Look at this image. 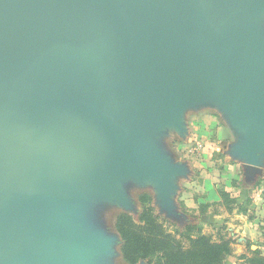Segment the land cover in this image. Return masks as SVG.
<instances>
[{"label":"water","instance_id":"water-1","mask_svg":"<svg viewBox=\"0 0 264 264\" xmlns=\"http://www.w3.org/2000/svg\"><path fill=\"white\" fill-rule=\"evenodd\" d=\"M254 34L228 35L207 12L192 18L189 0H0V264H79L106 251L98 235L77 233L71 211L84 192L121 196L125 168L174 202L186 166L92 115L87 94L102 83L153 131L183 140L184 110L219 103L248 132L244 176L254 181L264 150V45Z\"/></svg>","mask_w":264,"mask_h":264},{"label":"rangeland","instance_id":"rangeland-1","mask_svg":"<svg viewBox=\"0 0 264 264\" xmlns=\"http://www.w3.org/2000/svg\"><path fill=\"white\" fill-rule=\"evenodd\" d=\"M218 2H222V0H189V14L192 18H197L207 12L212 26L218 25L228 35L232 36H239L245 32L255 33L256 40L264 45V8L253 12H232L234 10L224 8L217 4ZM101 80L102 82L108 81L105 77H102ZM109 90L113 93L112 90L114 89L109 88ZM110 92L104 83L89 89L87 96L89 95L90 98L86 107L93 113L92 115L106 114L113 117L114 120L118 121L122 130L127 133H134L142 143L153 148L161 157L170 156L176 163L182 161L185 162L182 163L184 166L187 165L186 172L183 174L187 181L181 182V192L180 194L179 191L176 192L179 196L174 195V202H171L168 196L162 195L153 200L157 213L168 221L170 230L182 229L187 224L196 222L204 226L206 234H211L216 238V231L226 226L227 229L224 230V234L227 233V238L235 242L234 254L227 260L226 264H239L241 256L259 250L252 249L250 245L240 240L243 237L242 232H237L240 225L231 221L232 214H229L224 208L212 207L204 217L200 216L198 210L199 201L195 200V196L198 195L199 188L202 189L201 192L203 191L202 184H204L203 181L206 180V177L216 182L219 179V185L221 186L223 182L220 176L226 173L224 168H221L222 164L220 159L217 158V152H215V148L220 145L224 149V143H212L210 141L212 139L219 141L229 139L230 136L227 130L224 129L225 123L211 109L198 111V109H202L201 105H204L205 102H207V106L213 104V102L201 98L190 105L192 108L187 119L190 136L188 140H183L184 143L182 144L174 138L175 135L167 136L166 132L153 131L148 123L128 109L121 98H116ZM210 126H213L214 130ZM201 127L205 131L204 135L199 131ZM218 134L220 137H218ZM195 143H199L202 146L201 149L192 150L191 147ZM233 170L230 173L237 171ZM239 172L241 174V171ZM239 172L237 171L238 174ZM122 176L120 180L122 182L120 188L122 197L111 198L102 195L91 197L88 196L87 192H84L81 202L75 210L71 211L70 219L75 225L77 233L98 235L106 250L94 249L86 254L79 264H127L122 258V242L115 229L117 216L120 213H127L137 218L141 210L139 203L141 190L143 188H150L147 191L154 190L157 192V190L152 180L139 181L137 172L132 169L125 168ZM235 211H238V209ZM220 226L221 228H219ZM228 227L233 231H228ZM139 264L146 263L141 262Z\"/></svg>","mask_w":264,"mask_h":264},{"label":"trees","instance_id":"trees-1","mask_svg":"<svg viewBox=\"0 0 264 264\" xmlns=\"http://www.w3.org/2000/svg\"><path fill=\"white\" fill-rule=\"evenodd\" d=\"M220 201L199 205L200 216L212 207H222L229 214L236 209L246 213L237 199L225 189H219ZM141 210L137 218L127 213L117 216L115 229L121 238V255L127 264H226L234 254V241L227 238L224 230L216 231L217 237L206 234L201 223H189L182 229L170 230L168 221L153 206L148 192L139 194ZM217 212V211H216ZM239 264H264V254L252 251L240 258Z\"/></svg>","mask_w":264,"mask_h":264},{"label":"crops","instance_id":"crops-1","mask_svg":"<svg viewBox=\"0 0 264 264\" xmlns=\"http://www.w3.org/2000/svg\"><path fill=\"white\" fill-rule=\"evenodd\" d=\"M206 103L207 102H205L204 105H201L202 109H198V111L206 109L215 111L223 119L225 123L224 129L227 130L230 136L229 139L225 141L214 139L210 140L212 143H224V149L220 145L215 148V152H217V158L220 159L222 164L221 168H224L226 173L220 176L223 182L221 183V186L219 185V179H217L218 182H216L213 180L211 181L209 177H206V180L203 181L204 184H202L203 191L201 192L202 189L199 188L200 191L198 195L195 196V200L199 201V205L205 203H217L220 201L218 195L219 189L222 188L229 192L233 198L237 199L238 205H242L246 209V213L240 214L235 211L231 217V221L239 223L240 225L237 230L239 233L242 232L241 234L243 237L240 240L247 245H250L252 249L256 248L261 250L264 254V158H260L255 161V165L260 168L261 174L258 175L254 181H246L244 176V166L251 163V157L245 154V148L249 139L248 132L239 127L235 123L233 114L223 109L219 103L213 101V104L209 106H207ZM190 110L191 108L185 109L183 115V121L185 122L188 130L190 129L187 119ZM210 127L214 130L213 126ZM199 131L202 135L205 134L203 127H201ZM166 134L167 136L175 135L174 138H176L177 141L182 144L184 143L180 134L175 129H167ZM189 136L190 135H188L186 140L189 139ZM218 137H220L219 134ZM197 144L198 143L193 144V147ZM260 153H264V150ZM181 163L185 162L181 161ZM232 169L237 170L238 172L241 171V174L239 172V175L237 171L234 170L233 171L235 173H230ZM182 174H184V172ZM182 174L175 178V182L172 181V186L176 188L175 193L179 191L180 194L181 182L187 181ZM147 189L150 188H143L141 192H145ZM147 192L151 194L153 200L156 199L157 195L154 190H148ZM177 196L179 195L177 194ZM153 206L155 207L154 203ZM216 228L219 229L221 226ZM228 231H233V229L228 227Z\"/></svg>","mask_w":264,"mask_h":264},{"label":"built area","instance_id":"built-area-1","mask_svg":"<svg viewBox=\"0 0 264 264\" xmlns=\"http://www.w3.org/2000/svg\"><path fill=\"white\" fill-rule=\"evenodd\" d=\"M201 147L202 146L198 143L195 147H192L191 149L194 150V151H196L198 149H201Z\"/></svg>","mask_w":264,"mask_h":264},{"label":"clouds","instance_id":"clouds-1","mask_svg":"<svg viewBox=\"0 0 264 264\" xmlns=\"http://www.w3.org/2000/svg\"><path fill=\"white\" fill-rule=\"evenodd\" d=\"M257 157H258V159L264 158V153H257Z\"/></svg>","mask_w":264,"mask_h":264}]
</instances>
